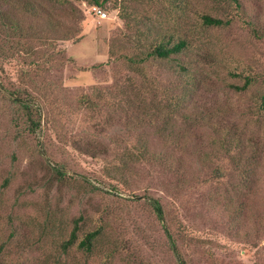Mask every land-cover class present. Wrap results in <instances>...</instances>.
<instances>
[{
    "label": "rangeland",
    "instance_id": "rangeland-1",
    "mask_svg": "<svg viewBox=\"0 0 264 264\" xmlns=\"http://www.w3.org/2000/svg\"><path fill=\"white\" fill-rule=\"evenodd\" d=\"M28 1L0 0V264H264V0L227 26L214 0Z\"/></svg>",
    "mask_w": 264,
    "mask_h": 264
},
{
    "label": "trees",
    "instance_id": "trees-1",
    "mask_svg": "<svg viewBox=\"0 0 264 264\" xmlns=\"http://www.w3.org/2000/svg\"><path fill=\"white\" fill-rule=\"evenodd\" d=\"M56 1L64 2L65 0H56ZM103 1L104 0H90V2L93 5H98V6H101V3ZM182 1L183 0H168V2L173 8H176V9L178 8L179 10L184 11L185 10L184 6H186V4L180 7V5L182 4ZM214 1L216 2L215 6L218 7L217 10H219L218 12L221 15L217 16L215 14L210 13L209 11H202L199 14L202 25H216V26L226 25L227 26L232 23L235 17H239L241 20L245 18L244 20L251 23L249 18L248 19H246V17L241 18L242 14L245 13L242 0H214ZM26 2H25L26 6L29 7L30 6L29 1L26 0ZM173 11L175 13L176 10H173ZM0 16H4L8 19L7 14L3 10L0 11ZM11 22L13 23V20ZM253 32L255 36L260 37V32L258 28L255 27L253 29ZM178 33L180 32L177 31V28L173 32H165L163 36L157 39L155 44L150 49L149 54H152V55H155L161 58H165V59L170 58L171 56H174V55L176 56L180 54L187 46H189L190 41L183 34H178ZM177 66H179V70L180 68L182 70L186 69V67L182 63H178ZM243 78L244 80L241 84H235V83L233 84L236 90H244L248 88L254 80V76L251 75L250 73L244 74ZM255 98L258 99V102L255 106V109H257V112H258L257 115H260V117H264V90L261 93L256 94ZM250 109H252V107H250ZM185 114L188 115L187 113ZM226 132H227V136L222 137L221 141L224 140L225 149L230 150L232 146L236 145V134L234 131L230 129L226 130ZM237 161L239 160H236L234 163H236ZM152 205L157 215L162 219L164 212H163L162 205L160 201L158 200V198H153ZM76 228H77V225L75 224L68 238V242H71L76 238ZM98 233H99V228L86 232L83 235V237L78 241L77 245L83 249L90 250L93 246L94 239ZM167 233L169 234V238L171 239V245L173 249H175L176 251L177 248H176L175 240L173 239L172 235L169 232ZM179 260L181 261V264H186L184 259L180 256H179Z\"/></svg>",
    "mask_w": 264,
    "mask_h": 264
},
{
    "label": "built area",
    "instance_id": "built-area-1",
    "mask_svg": "<svg viewBox=\"0 0 264 264\" xmlns=\"http://www.w3.org/2000/svg\"><path fill=\"white\" fill-rule=\"evenodd\" d=\"M92 8L97 11L100 16H104L106 14V11L98 5H93Z\"/></svg>",
    "mask_w": 264,
    "mask_h": 264
}]
</instances>
